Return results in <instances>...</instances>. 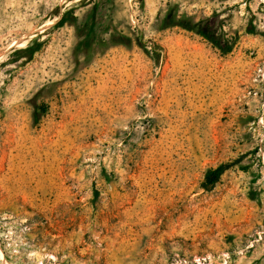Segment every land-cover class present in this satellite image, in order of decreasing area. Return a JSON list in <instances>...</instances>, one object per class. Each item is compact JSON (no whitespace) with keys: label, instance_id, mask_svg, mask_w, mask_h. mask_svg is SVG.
<instances>
[{"label":"rangeland","instance_id":"374dc122","mask_svg":"<svg viewBox=\"0 0 264 264\" xmlns=\"http://www.w3.org/2000/svg\"><path fill=\"white\" fill-rule=\"evenodd\" d=\"M0 264H264V0H0Z\"/></svg>","mask_w":264,"mask_h":264},{"label":"trees","instance_id":"16d2710c","mask_svg":"<svg viewBox=\"0 0 264 264\" xmlns=\"http://www.w3.org/2000/svg\"><path fill=\"white\" fill-rule=\"evenodd\" d=\"M72 16L71 13H66L62 16L60 22L55 27H62L68 22V18ZM73 19V18H72ZM88 28V27H87ZM86 27L81 28L78 32L79 37L81 38L84 34ZM223 21L219 20L217 16H213L199 24L194 26V29L198 35L211 42L218 50L223 54H228L232 50V45L228 42L225 37L222 35L223 31ZM92 30L90 28L89 33L91 34ZM44 43L40 41V38H35L31 40L28 46L24 49H17L14 54L18 56L19 59H28L32 60L36 54L42 51ZM83 47L82 42L79 43V50L81 53L85 54L87 57L91 55V45H88V48ZM232 165L223 164L218 166L215 169H211L206 174V179L204 182V188L207 190L214 189L217 184L221 181L224 174L230 170Z\"/></svg>","mask_w":264,"mask_h":264}]
</instances>
